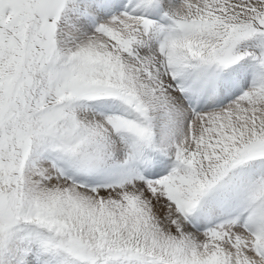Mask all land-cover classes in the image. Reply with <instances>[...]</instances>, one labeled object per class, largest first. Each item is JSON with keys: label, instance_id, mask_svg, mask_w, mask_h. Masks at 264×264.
Returning a JSON list of instances; mask_svg holds the SVG:
<instances>
[{"label": "snow or ice", "instance_id": "obj_1", "mask_svg": "<svg viewBox=\"0 0 264 264\" xmlns=\"http://www.w3.org/2000/svg\"><path fill=\"white\" fill-rule=\"evenodd\" d=\"M0 264H264V0H0Z\"/></svg>", "mask_w": 264, "mask_h": 264}]
</instances>
